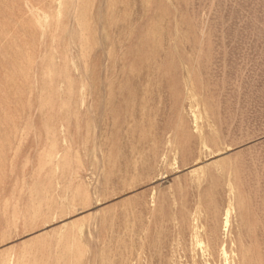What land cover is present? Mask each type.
Returning <instances> with one entry per match:
<instances>
[{"label": "rangeland", "instance_id": "1", "mask_svg": "<svg viewBox=\"0 0 264 264\" xmlns=\"http://www.w3.org/2000/svg\"><path fill=\"white\" fill-rule=\"evenodd\" d=\"M0 264H264V0H0Z\"/></svg>", "mask_w": 264, "mask_h": 264}]
</instances>
